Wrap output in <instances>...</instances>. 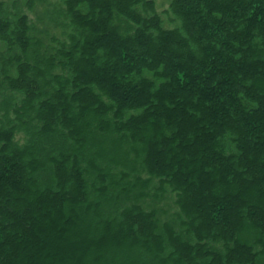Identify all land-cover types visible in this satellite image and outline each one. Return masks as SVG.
<instances>
[{"label": "trees", "instance_id": "trees-1", "mask_svg": "<svg viewBox=\"0 0 264 264\" xmlns=\"http://www.w3.org/2000/svg\"><path fill=\"white\" fill-rule=\"evenodd\" d=\"M155 6L0 0V264H264V0Z\"/></svg>", "mask_w": 264, "mask_h": 264}, {"label": "rangeland", "instance_id": "rangeland-1", "mask_svg": "<svg viewBox=\"0 0 264 264\" xmlns=\"http://www.w3.org/2000/svg\"><path fill=\"white\" fill-rule=\"evenodd\" d=\"M168 2L169 0H156V12L162 14V11L168 8ZM164 16V14H162V17ZM165 19V16H164ZM177 24H174L172 26H167L169 28L175 27Z\"/></svg>", "mask_w": 264, "mask_h": 264}]
</instances>
